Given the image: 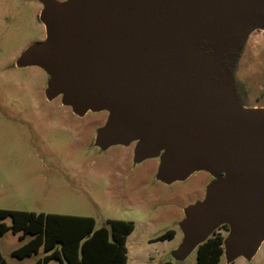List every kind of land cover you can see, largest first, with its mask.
I'll return each mask as SVG.
<instances>
[{"label": "water", "instance_id": "95a60500", "mask_svg": "<svg viewBox=\"0 0 264 264\" xmlns=\"http://www.w3.org/2000/svg\"><path fill=\"white\" fill-rule=\"evenodd\" d=\"M46 36L21 55L51 76L52 94L77 112L108 110L97 142L142 139L138 157L161 154L158 177H219L181 222L182 248L223 224L226 256H252L264 237V111L238 105L229 76L197 48L200 39H237L264 0H43Z\"/></svg>", "mask_w": 264, "mask_h": 264}, {"label": "rangeland", "instance_id": "374dc122", "mask_svg": "<svg viewBox=\"0 0 264 264\" xmlns=\"http://www.w3.org/2000/svg\"><path fill=\"white\" fill-rule=\"evenodd\" d=\"M43 7V0H0V209L89 216L96 228L108 226L110 220L132 221L126 264H196V247L182 248L181 220L185 209L203 201L207 187L219 177L199 170L184 181H160L161 155L140 159L136 152L140 138L107 147L96 139L99 147L93 128L105 125L106 109L61 122L63 109L57 104L64 101V93L50 92L46 82L51 76L43 69L22 68L27 66L22 53L45 39ZM197 48L211 63L214 80L224 75L223 56L237 48L229 75L233 94L236 87L243 109H264L263 19L254 17L237 39L204 38ZM44 95L52 104L45 103ZM2 222L10 225L11 219ZM226 225L215 229L225 239L231 231ZM169 230L174 231L173 238L159 239ZM22 244L10 230L0 235L7 264H33L44 255L41 250L23 259L12 256ZM226 254L224 248L218 264H264V237L252 256L239 254L227 262ZM62 264L67 263L62 259Z\"/></svg>", "mask_w": 264, "mask_h": 264}, {"label": "trees", "instance_id": "16d2710c", "mask_svg": "<svg viewBox=\"0 0 264 264\" xmlns=\"http://www.w3.org/2000/svg\"><path fill=\"white\" fill-rule=\"evenodd\" d=\"M199 51L205 54L202 48ZM237 54L236 48L223 56L222 70L228 76L234 71ZM234 89L235 99L242 102L239 91ZM4 218H10L11 223H0V235L10 230L20 241L28 238L11 252L12 256L23 259L37 255L41 249L44 252L33 264H47L54 259L61 264L62 259L67 264H126V241L135 228L134 222L125 220H110L108 226L96 228L95 219L89 216L0 209V219ZM174 235V231L169 230L159 239ZM224 241L225 237L214 230L196 246V264H218L224 254ZM0 264H7L1 252Z\"/></svg>", "mask_w": 264, "mask_h": 264}, {"label": "flooded vegetation", "instance_id": "af4514ba", "mask_svg": "<svg viewBox=\"0 0 264 264\" xmlns=\"http://www.w3.org/2000/svg\"><path fill=\"white\" fill-rule=\"evenodd\" d=\"M30 66H37V65H27V66H25V67H22V68H26V67H30ZM20 67V66H19ZM37 67H39V66H37ZM39 68H41V67H39ZM42 69V68H41ZM45 73H46V71H45ZM46 85H48V81L46 82ZM44 100H45V103L46 104H52V103H50L51 102V99H49V98H47V95H44ZM58 106H59V108H62L63 109V112L61 113L62 115H61V122L62 121H71V122H73V120H79V119H81V118H83L85 115L84 114H87L88 112H91V113H97V112H99V111H95V110H92V109H90V108H88L85 112H83V113H79V112H75V110H74V108L71 106V105H69V104H66L64 101H61L60 102V104L58 103L57 104ZM68 106H70V109H66V107H68ZM38 108V105L36 104L35 105V109H37ZM49 108V107H48ZM52 108V107H51ZM62 128H64V129H69V128H67V127H62ZM87 129H92L90 126H88L87 127ZM94 129V138H95V143L97 144V142H96V139H97V135H98V131H99V129L100 128H93ZM98 145V144H97ZM99 146V145H98ZM100 147V146H99ZM161 155V154H160ZM185 180V179H184ZM183 180V181H184Z\"/></svg>", "mask_w": 264, "mask_h": 264}, {"label": "crops", "instance_id": "0c3cea01", "mask_svg": "<svg viewBox=\"0 0 264 264\" xmlns=\"http://www.w3.org/2000/svg\"><path fill=\"white\" fill-rule=\"evenodd\" d=\"M42 10V9H41ZM196 202H200V201H196ZM23 211V210H22ZM187 216V209H185V212L183 213V218H182V220H181V222L183 221V219L185 218ZM26 240H28V239H25V240H23V243L26 241ZM42 250V249H41ZM40 250V251H41ZM39 254V253H38ZM37 260V259H36ZM232 260V258H228V261L227 262H229V261H231ZM49 263V262H48ZM61 264V263H60Z\"/></svg>", "mask_w": 264, "mask_h": 264}, {"label": "bare ground", "instance_id": "6f19581e", "mask_svg": "<svg viewBox=\"0 0 264 264\" xmlns=\"http://www.w3.org/2000/svg\"><path fill=\"white\" fill-rule=\"evenodd\" d=\"M44 26H45V28H47L46 27V24L44 23ZM43 69V68H42ZM44 71H46L45 69H43ZM46 73L48 74V72L46 71ZM75 110V109H74ZM256 111H264V109H262V110H256ZM75 112L77 113V111L75 110ZM158 179L160 180V181H162L161 179H160V177H158ZM187 212H188V210H187ZM257 251V250H256ZM252 255H254V254H252Z\"/></svg>", "mask_w": 264, "mask_h": 264}]
</instances>
